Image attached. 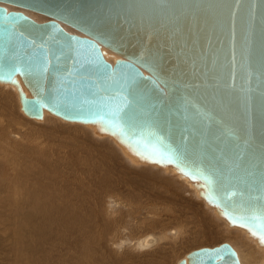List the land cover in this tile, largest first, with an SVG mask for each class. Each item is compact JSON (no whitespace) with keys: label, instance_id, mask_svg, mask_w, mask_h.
<instances>
[{"label":"water","instance_id":"95a60500","mask_svg":"<svg viewBox=\"0 0 264 264\" xmlns=\"http://www.w3.org/2000/svg\"><path fill=\"white\" fill-rule=\"evenodd\" d=\"M0 82L26 116L95 126L169 167L264 247L251 230L264 196V0H0ZM178 264L241 262L222 241Z\"/></svg>","mask_w":264,"mask_h":264},{"label":"bare ground","instance_id":"6f19581e","mask_svg":"<svg viewBox=\"0 0 264 264\" xmlns=\"http://www.w3.org/2000/svg\"><path fill=\"white\" fill-rule=\"evenodd\" d=\"M17 94L14 88L0 89V264H173L179 242L210 236L199 228L192 240L196 230H188L180 216L176 225L158 229L176 216L156 211L155 200L181 197L182 182L167 167L139 161L95 126L58 124L69 131L65 141L74 148L62 151L49 142L54 117L44 111L39 121L51 118L44 125L51 128L42 126L46 138L29 135L42 130L36 124L10 139L11 125L6 134L2 129L12 124ZM118 166L127 172L117 173ZM190 185L186 189L200 198ZM261 250L242 255L241 264H259Z\"/></svg>","mask_w":264,"mask_h":264},{"label":"rangeland","instance_id":"374dc122","mask_svg":"<svg viewBox=\"0 0 264 264\" xmlns=\"http://www.w3.org/2000/svg\"><path fill=\"white\" fill-rule=\"evenodd\" d=\"M7 6L9 8H16L13 5H7ZM33 14L36 17L39 16L38 17L39 19L41 17L45 18V15H43L41 13H36L35 12ZM4 88L5 89H7V88H12L13 89L14 88L15 92L17 93L16 87H14L13 85L11 86V84H9V83L5 84L4 82H0V89L4 90ZM14 102H16V103H14ZM12 104H13L12 105L13 108L11 110V112H12V120H13L12 124H6L5 125L6 122L3 120V124L5 126L2 129L3 133L6 134L7 133V129L11 125V127L9 128V131H8L9 137L11 136L10 139H16L17 140V138L15 136L16 133L22 134V133H24L27 130L34 129V126L36 124L41 126V128H42V126H44L47 123V120L51 119V118L47 117V118H45V120L43 122V121H39L43 117L41 119H37V118H31V117L26 116L25 114L22 113V111L20 109L19 98H16L15 101L12 100ZM45 113H49V112L45 111L44 114ZM44 114H43V116H44ZM49 115H53V117H54L53 119L50 120V123L53 124V125H51L52 128L49 127L48 125L44 126V127H49L51 129H55L54 133L51 134V136H48L49 142L52 145L54 144L55 147H57L58 149H60L62 151H70V152L73 151L74 148L70 146L69 142L65 141L66 136L68 135L69 131L67 130V132H64L63 128L58 125V124H62L64 122L66 124V121L63 120L61 117H58L57 115H54L52 113H49ZM68 123L70 124V126H71L72 123L73 124L76 123L78 126H81V124L77 123V122L68 121ZM54 126L56 128H53ZM43 133H44V131H43V128H42V130H35L34 132H31L29 135L30 136H43V138L42 137L40 138L41 140H43L44 138H46V135L43 134ZM82 137H83L82 134H80L79 135V139L82 140ZM83 139H84V141L89 142V141L85 140L84 137H83ZM8 149H13V147L9 146ZM164 168H166V167H164ZM167 168H166V170L169 171L170 174L172 173V175L177 177L179 182H180V184L182 182V184L184 186L181 184V188H180L181 197L172 198L171 193L168 192V194H170V196H171L169 198H172L173 200L172 199L155 200L157 202H154L155 203L154 204L155 207L154 206L153 207L156 208L155 209L156 211L164 210V213L167 212L168 214H170V213L173 214L174 217L176 216V218L173 219V221L164 222V223L160 224L158 229L162 228V226L168 227V226L176 225L177 217L180 216L179 217L180 219H178L179 222L183 221L184 225L188 228V230H190V231H195L196 230L195 232L190 233V235L192 234V236H190L192 240H195L196 237L200 236V235L197 234L198 231H200L199 228L200 229L203 228V230L206 231V233H209L208 235H210V236L208 238L211 237L210 239L207 238L209 241L207 239L201 240V241H195V242L189 241L188 242L189 244L188 243H184V242L182 244V243L179 242L178 244L180 246L179 249H180L181 252H180L179 256H177L178 257L177 259L175 257V260H174L173 264H178V261L180 260V258H183L185 256V254L187 252H189L190 250H192V249H196V248L203 247V246L211 247V246L219 244L222 241H228L232 245H234L236 247L237 251H238V255H240L239 258H241L242 255L244 256L247 253L254 252L255 249H257V248L258 249L259 248H264V247H260V245L257 243L256 240L250 239V237L248 236V232H246L244 229H242L241 227H238V226H230V224L227 223L223 218H221L220 215L217 213V211L214 208H212L211 206H209L204 200H202V199H200V198H198V197H196L194 195H191L190 192L188 191V189H186V188L190 189V187L187 186L188 185L187 179H185V177L180 178V175L174 173L173 170L170 169L169 167H167ZM116 172L122 174L123 172H127V170L124 167L118 166ZM186 181H187V183H186ZM184 191H185V193H183ZM151 193L154 194L155 196L158 195V193H156L155 190H153V191L151 190ZM120 197H122V199L125 200L123 191L121 192V196ZM164 200H165V202H163ZM203 203L205 204V206L203 205ZM151 206H152V204L145 205V206H143L141 208V210H144L145 208L151 207ZM212 215H214V216L212 217ZM139 216H142V215H139ZM164 217H167V216L165 215ZM165 220L169 221V219H167V218ZM142 230H143V228L141 229V231ZM177 230H178V228H174L172 231H177ZM136 233H137V231H136ZM193 234H194V236H193ZM186 242H187V240H186ZM259 256H258V259H259L258 263L262 264V262L264 260V250L263 251L261 250V253L259 254Z\"/></svg>","mask_w":264,"mask_h":264},{"label":"snow or ice","instance_id":"6c2138e0","mask_svg":"<svg viewBox=\"0 0 264 264\" xmlns=\"http://www.w3.org/2000/svg\"><path fill=\"white\" fill-rule=\"evenodd\" d=\"M120 63H123V62L121 61ZM148 79L151 80L150 77ZM151 82L153 83V85L158 87V85H156V81L152 80ZM124 100H125L124 106L118 110L119 112H123L124 108H127L129 107L130 104H132V101H129L127 97H124ZM112 116L113 118H117V113H112ZM159 139L162 140L163 137H159ZM249 175L252 176L254 175V173H249ZM259 190L262 193H264V172L260 173ZM256 199L260 201L261 203H259L256 207H254L251 210V220L255 223V227L251 228V230H252V234L255 236H258V238L260 239V242L264 243V196H259ZM245 226H248V225H245Z\"/></svg>","mask_w":264,"mask_h":264}]
</instances>
